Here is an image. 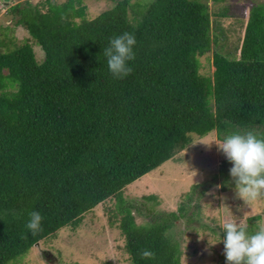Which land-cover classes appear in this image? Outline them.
<instances>
[{
  "label": "trees",
  "instance_id": "trees-1",
  "mask_svg": "<svg viewBox=\"0 0 264 264\" xmlns=\"http://www.w3.org/2000/svg\"><path fill=\"white\" fill-rule=\"evenodd\" d=\"M111 1L92 18L80 0L8 7L27 37L0 39V264H16L106 199L129 264H180L172 229L190 222V207L217 176L192 184L169 211L155 207L154 195L125 198V186L211 131L217 140L264 134V3L250 7L233 43L222 28L210 35L206 0ZM124 32L137 41L133 71L114 79L104 49ZM211 47L212 71L203 75L197 57ZM226 162L222 190L224 182L235 188ZM32 211L43 216L36 235L24 227ZM257 217L241 225L249 234ZM144 249L155 259L141 258Z\"/></svg>",
  "mask_w": 264,
  "mask_h": 264
},
{
  "label": "rangeland",
  "instance_id": "rangeland-1",
  "mask_svg": "<svg viewBox=\"0 0 264 264\" xmlns=\"http://www.w3.org/2000/svg\"><path fill=\"white\" fill-rule=\"evenodd\" d=\"M18 1L21 0H0V39H11L10 42L15 44L27 37L25 29L14 26V18L8 12V7ZM80 1L85 6L87 18L113 5L111 0ZM257 3H264V0H206L210 35L217 38L218 28H222L230 41L238 42L250 7ZM212 47L197 57L199 72L203 75H210L212 71L211 53L215 48ZM31 49L34 58L40 61L42 50L34 43ZM217 141L213 131L195 137L186 149L129 183L123 190L125 198L134 200H141L143 195H154L158 201L155 207L169 211L175 210L192 184L208 181L214 174L217 176L216 183L206 187L194 200L196 205L190 207L193 213L190 222L185 217L172 229L181 250L180 264H226L224 235L221 233L225 221L236 220L240 225H246L247 217L258 216L252 221L256 225L254 230L264 229V193L255 200L243 201L235 188H230L227 183H223V190L221 186L216 187L222 184L218 174L220 163L227 160L215 144ZM232 166L227 160L224 172L229 174ZM193 170L197 173L194 182ZM229 179L230 176L227 182ZM111 207V199L98 203L81 216L76 227H62L52 236L39 240L16 264H129L116 221L109 219ZM136 221L141 219L136 218Z\"/></svg>",
  "mask_w": 264,
  "mask_h": 264
},
{
  "label": "clouds",
  "instance_id": "clouds-1",
  "mask_svg": "<svg viewBox=\"0 0 264 264\" xmlns=\"http://www.w3.org/2000/svg\"><path fill=\"white\" fill-rule=\"evenodd\" d=\"M136 43L133 33L124 32L112 38L109 46L104 49L108 70L114 79H123L132 73L133 68L128 62L135 60L133 49ZM215 144L233 165L229 175L235 182L238 197L243 201L259 198L264 193V134H258L254 130L232 132ZM192 172L194 182L193 178L197 173L194 170ZM42 221L40 212L32 211L24 227L32 235H36L43 230ZM223 229V255L226 264H264V229L249 234L246 227L236 220L225 221ZM140 255L143 259L154 260L156 254L150 249H144Z\"/></svg>",
  "mask_w": 264,
  "mask_h": 264
}]
</instances>
